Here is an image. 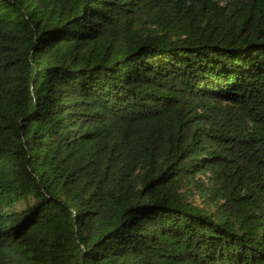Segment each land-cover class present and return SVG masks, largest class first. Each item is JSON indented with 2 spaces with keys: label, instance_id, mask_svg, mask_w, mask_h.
Wrapping results in <instances>:
<instances>
[{
  "label": "trees",
  "instance_id": "16d2710c",
  "mask_svg": "<svg viewBox=\"0 0 264 264\" xmlns=\"http://www.w3.org/2000/svg\"><path fill=\"white\" fill-rule=\"evenodd\" d=\"M0 264H264V0H0Z\"/></svg>",
  "mask_w": 264,
  "mask_h": 264
},
{
  "label": "rangeland",
  "instance_id": "374dc122",
  "mask_svg": "<svg viewBox=\"0 0 264 264\" xmlns=\"http://www.w3.org/2000/svg\"><path fill=\"white\" fill-rule=\"evenodd\" d=\"M196 203H199V204H202V201L200 198L196 197V200H195Z\"/></svg>",
  "mask_w": 264,
  "mask_h": 264
}]
</instances>
